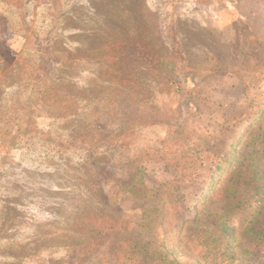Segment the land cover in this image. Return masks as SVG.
<instances>
[{
	"label": "rangeland",
	"instance_id": "rangeland-1",
	"mask_svg": "<svg viewBox=\"0 0 264 264\" xmlns=\"http://www.w3.org/2000/svg\"><path fill=\"white\" fill-rule=\"evenodd\" d=\"M189 2L0 0V264H264V0Z\"/></svg>",
	"mask_w": 264,
	"mask_h": 264
},
{
	"label": "crops",
	"instance_id": "crops-1",
	"mask_svg": "<svg viewBox=\"0 0 264 264\" xmlns=\"http://www.w3.org/2000/svg\"><path fill=\"white\" fill-rule=\"evenodd\" d=\"M184 1H186L187 3H188V5H191V4H189L190 2H189V0H184ZM185 3V2H184ZM185 5H187V4H185ZM188 7V8H187ZM184 8H186V9H188V11L189 12H192L193 11V9H191L189 6H186V7H184ZM190 8V9H189ZM185 10V9H184ZM186 11V10H185ZM197 12V11H196Z\"/></svg>",
	"mask_w": 264,
	"mask_h": 264
},
{
	"label": "trees",
	"instance_id": "trees-1",
	"mask_svg": "<svg viewBox=\"0 0 264 264\" xmlns=\"http://www.w3.org/2000/svg\"><path fill=\"white\" fill-rule=\"evenodd\" d=\"M261 235H263L264 236V232H262V234Z\"/></svg>",
	"mask_w": 264,
	"mask_h": 264
}]
</instances>
